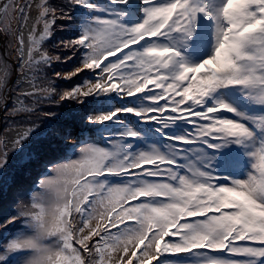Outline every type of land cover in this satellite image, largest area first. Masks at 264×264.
<instances>
[{
	"label": "snow or ice",
	"instance_id": "1",
	"mask_svg": "<svg viewBox=\"0 0 264 264\" xmlns=\"http://www.w3.org/2000/svg\"><path fill=\"white\" fill-rule=\"evenodd\" d=\"M35 8L26 40L32 3H0V30L14 37L28 84L12 109L2 96L0 106L11 117L65 102L86 111L43 113L68 122L51 135L69 156L50 159L51 146L25 155L40 175L30 202L0 221V229L20 225L0 264H264V0H68L59 8L39 0ZM76 9L87 14L79 34L54 45L70 54H50L44 41ZM202 20L212 25V51L193 61ZM77 55L72 71L45 72ZM86 71L91 79L58 88ZM8 76L5 65L0 88ZM141 127L163 142H146ZM36 134L29 126L11 152ZM226 157L236 172L222 171ZM9 159L4 143L0 192L12 184Z\"/></svg>",
	"mask_w": 264,
	"mask_h": 264
},
{
	"label": "trees",
	"instance_id": "2",
	"mask_svg": "<svg viewBox=\"0 0 264 264\" xmlns=\"http://www.w3.org/2000/svg\"><path fill=\"white\" fill-rule=\"evenodd\" d=\"M31 0H12L13 3L17 5H22L29 3ZM98 1H106V0H98ZM7 2V0H0V3ZM55 7H65L68 4V0H49ZM33 10V9H32ZM86 13H84L80 9H76L73 14V21L72 22H64V21H57L55 26V33L50 38L44 41V48L53 55H61L62 57L66 54L64 49L54 47L60 40L74 38L76 35L79 34V29L77 27V23L81 20V18L86 17ZM133 18V17H132ZM13 24H16L14 21ZM17 25V24H16ZM13 26V25H12ZM3 28V25L0 24V29ZM14 28V27H13ZM15 29V28H14ZM25 29V28H24ZM5 38V49L3 50L0 46V69H2L5 65L8 66L9 76L3 88H0V96L4 97L7 102V108L10 110L12 109L17 103V95L19 92L25 91L28 89V84L26 80L20 87H17L18 82H11V78L17 70L15 60V49L16 43L13 36L10 34L5 33L4 31L0 30V40ZM79 64V56L73 58L72 60L68 61L67 63L58 62L52 65L51 69H45L49 75L53 71H60L63 73H68L72 71L76 66ZM88 76H92L91 72H84L79 74L76 77H73L71 80H58L56 84L60 90H68L72 87L82 84ZM14 83V84H12ZM11 84V85H9ZM17 87V88H16ZM23 99V97H21ZM26 104L31 105V100H25ZM67 107L75 108L81 112V115L84 114L86 109H83L80 106H77L74 102H65V105H62L60 108H56L54 106L42 105L37 106V111L32 114H21L20 116L11 117L8 116L5 109L3 115L0 114V147L6 143V137H9V140H13L17 137L18 134L27 130L29 126L35 125L37 134L30 139V141L26 144V154L36 153L40 150H47L49 146L52 147L53 150L48 151V156L52 160H59L60 154L67 156L69 153H66L63 150L57 148L58 141L51 135V131L54 128H59L66 125L67 121H56L50 118H47L43 115L45 111H56L60 112L62 109H66ZM3 106H0V108ZM7 127V128H6ZM73 128L75 130L79 129L78 124H73ZM7 132V133H5ZM11 151L9 150V154ZM25 154V155H26ZM25 155L22 156L21 161H12L9 159V165L7 170V175L12 177V184L5 188L2 192H0V221H3L5 217L10 216L13 214L15 206L12 204L14 198L13 193L20 187H23L25 192L24 195L20 197L19 200H15V203H19L21 200L23 202H30V197L32 194V190H34V183L37 177L40 175L38 171L37 164L34 160H25ZM7 214V211L9 210ZM20 227L19 224L15 225L14 230L12 229H0V251H2V246L6 244L7 240L11 237L12 233H15L18 228ZM2 242V243H1Z\"/></svg>",
	"mask_w": 264,
	"mask_h": 264
},
{
	"label": "rangeland",
	"instance_id": "3",
	"mask_svg": "<svg viewBox=\"0 0 264 264\" xmlns=\"http://www.w3.org/2000/svg\"><path fill=\"white\" fill-rule=\"evenodd\" d=\"M30 2L33 5V10H31V12H30V19H29L27 27H25V29H23L26 40H27V36H28V29L32 26V23L34 22L37 14H38L37 10L35 8V5L39 3V0H31ZM98 2L100 4H104L106 1H98ZM222 2H223V0H213V3H214L215 6H219L220 4H222ZM140 18H141L140 14L133 15V16H131L129 18V23L139 22ZM13 27L16 28L17 25L13 24ZM40 30H42V26H41ZM209 36L212 37V25L210 23H208L207 21L202 20L201 21L200 36H199V39L196 42V45H195L194 49L192 50V55L190 56V59H192L193 61H198V60L204 58L205 56H207L208 54L211 53L213 37L211 39V45L209 46V48L207 50L205 49V47H206L205 43L208 42V39H209L208 37ZM4 44H5V38L2 37V39L0 40V46H1V48L3 50L5 49ZM15 60H17V62H16L17 70H15V72H14L12 78H11V82H14V83L18 82L17 84L19 86L17 85V87H20L22 85V83H24L25 78L20 73L19 62H18V59H17V53H15ZM25 71H27V69ZM91 78H92V76H88L87 79H91ZM14 83H12V84H14ZM9 85H11V84H9ZM138 106H141V102H138ZM3 113H4L3 107H1L0 108L1 116L3 115ZM0 130H1V127H0ZM141 130L144 132V134L146 136V142H149V143H162L163 142L159 135H153L151 131H149L148 129L143 128V127H141ZM171 131L174 132V133H177V134L180 133V132L183 131V125H177ZM5 133H7V132H5ZM5 139H6V143L9 146V150L11 151V142L14 139L11 141V140H9V137H6V136H5ZM141 146H143V145H141ZM25 154H26V149H24V152H17V153H12L11 152L9 154L10 160H12V161L20 160L21 161L22 156L25 155ZM66 158L67 157H63L61 159H66ZM221 169H222V171L233 172V173L235 172V170H238V169H236L234 167L229 166V164L227 163V157L225 159V162L222 163ZM12 204L16 207L17 203H15V201L13 200ZM9 211H10V208L7 211V214L9 213ZM14 228H15V226H9L8 227V229H12V230H14ZM178 261H179V264H186V258H184V257H179Z\"/></svg>",
	"mask_w": 264,
	"mask_h": 264
}]
</instances>
